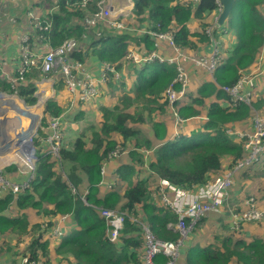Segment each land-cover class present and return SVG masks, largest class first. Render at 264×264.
Instances as JSON below:
<instances>
[{
    "label": "trees",
    "instance_id": "obj_1",
    "mask_svg": "<svg viewBox=\"0 0 264 264\" xmlns=\"http://www.w3.org/2000/svg\"><path fill=\"white\" fill-rule=\"evenodd\" d=\"M134 1L133 14L140 23L131 27L169 31L185 49L197 50L202 44H213L207 27L212 26L210 16L217 8L216 0ZM45 3L47 8L56 4L45 0L41 5ZM57 3L52 13L42 16L44 23L50 22L51 26L37 35L43 34L52 45L71 37L79 39V46L70 57L81 63L86 56L84 48L92 47L102 61L116 69H120L130 44L140 45L148 51L145 55L155 48L150 34L104 24L99 25L100 35L91 34L90 40H86L83 34L88 28L84 19L96 9V1L87 8L71 6L69 0ZM263 3L264 0H235L230 17L222 25L224 30L219 32L216 25L212 26L216 38L233 32L237 41L225 48L226 55H221L214 70L218 85L205 81L195 96L189 91L186 104L179 106L180 115L189 118L190 123L185 122L188 129L178 136L171 138L170 122L162 117L168 105L165 92L176 75V68L156 59L128 72L135 74L129 88L126 79L115 82L113 72L106 70L107 87L111 96L117 98L116 102L101 106L100 121L89 124L71 141H64L62 134L61 160L49 154L39 138H34L36 167L30 186L16 199L12 192L0 196V257L28 256L30 260L50 264V237L57 217L65 214L72 215L76 228L62 237L55 252L72 256L76 264H142L141 228L132 218L142 219L161 239L177 240L179 232L168 226L177 220V215L154 200L157 189L153 182L164 178L182 187L201 185L217 176L226 161L229 168L245 157V139L230 135L227 128L249 119L251 106L244 101L233 105L221 86L235 84L259 57L264 45ZM32 70L16 86L28 105L38 99L35 80L40 77V71ZM7 89L11 90L9 84L0 79V90ZM222 98L230 104L222 105ZM252 104L264 113V91L253 98ZM62 111L63 106L56 99H49L42 125H47V115L59 116ZM117 146L124 149L120 155L128 157L117 169L127 185L114 186L100 196L101 167ZM13 169L15 164L5 167L3 172L7 176ZM240 178L257 180L252 182L264 191V151L257 161L243 169ZM13 203L18 210L7 213ZM100 207L127 214L117 241L109 239L108 224ZM28 209H34L42 220L31 222ZM224 210L230 215L229 206L224 205L219 212ZM233 259L239 264H264V239L246 240L234 232L215 234V241L189 247L183 260L187 264H229ZM158 260L164 261L166 257L162 255Z\"/></svg>",
    "mask_w": 264,
    "mask_h": 264
},
{
    "label": "built area",
    "instance_id": "obj_2",
    "mask_svg": "<svg viewBox=\"0 0 264 264\" xmlns=\"http://www.w3.org/2000/svg\"><path fill=\"white\" fill-rule=\"evenodd\" d=\"M17 1V0H4ZM93 0H71V6L87 8ZM96 1V9L89 12L84 24L90 29H94L97 35H100V24L115 29H127L138 33L150 34L154 39L155 48L147 55L137 57L136 50L133 48L127 49L125 56L134 58L137 62H151L159 60L175 65L176 75L168 85L165 96L168 100V109L171 119L179 128L182 126L184 118L179 113V106L185 104L188 100V92L190 91V74L187 63L192 62L195 66L201 67L209 71L211 74L217 64L220 62L222 48L220 39L216 38L212 32V26L217 24L219 13L223 9L221 0L217 1L216 14L212 22V26L207 27V32L211 35L213 48L210 52L204 54H192L185 48H182L174 40L173 34L169 31H153L146 27H129L124 21L113 13V10L107 5L105 0ZM28 15L31 18L35 31H44L51 26L50 22L43 21L39 13L30 10ZM87 31L83 37L87 36ZM44 41V51L36 52L31 44L30 35L24 34L21 40L20 67L16 75L10 80L15 85L18 81L24 78L32 68H39L44 73H50L59 70L62 73L65 86L71 93H77L81 100H93L99 93L98 84L94 82L90 75L86 74L83 83H77L75 73L81 69L82 63L70 57V54L75 51L79 44L75 37L65 39L58 45H52L43 34H39ZM162 41H166L173 48L174 53L164 55L159 51V46ZM106 70L114 71V67L105 62L101 70V81H107ZM250 82V77L242 76L233 85H223L221 88L230 95V100L233 105L239 101H244L252 108L253 92H246L244 86ZM254 129L252 131H233L227 129L229 133H236L242 139H245L244 148L246 155L243 159L238 160L232 167L226 168L221 175L208 180L206 183L192 187H182L171 183L167 179L159 178L153 182V186L157 189L153 194L159 204L169 208L177 215L175 222H169L168 226L179 232L177 240H165L157 237L151 227L140 218H132L134 222L141 228V236L143 239V249L140 253L142 264H178L181 256L182 247L185 241L190 237L195 230L200 220L211 212H218L224 205L229 206L230 222L232 228L238 230L244 222L260 221L264 218V208L260 205L256 195H249L244 200V208H236L229 205L230 188L234 182V174L239 169L251 165L257 161L264 151V113L261 110H253ZM42 129L46 131L44 137L48 143V153L56 159L61 160V137L62 127L60 116H52L48 120L47 125ZM36 134L31 132L20 137V143L17 145L19 155L23 158L24 164L32 177L36 167V146L34 138ZM122 146H117L109 155L108 159L115 158L123 152ZM106 159V160H108ZM106 160L101 167L102 174L105 173ZM29 180L26 179L21 183L7 179L0 172V192L12 191L17 193L29 186ZM75 191V189H74ZM101 215L106 219L108 224V237L111 241H117L124 227V222L127 214L119 209L100 207ZM65 217V215L63 216ZM61 232V227L58 225L54 234ZM164 255L166 260L159 261L158 258ZM24 264H47L43 260H30L29 257L24 258Z\"/></svg>",
    "mask_w": 264,
    "mask_h": 264
},
{
    "label": "crops",
    "instance_id": "obj_3",
    "mask_svg": "<svg viewBox=\"0 0 264 264\" xmlns=\"http://www.w3.org/2000/svg\"><path fill=\"white\" fill-rule=\"evenodd\" d=\"M45 0H17V1H4L0 0V79L9 84L11 90H0V94H12V98L7 99V95L0 96V170H4L5 167L15 164L16 169H13L9 173L10 178L17 182L21 183L22 181L28 179L31 175L26 168L22 157L19 153L16 152L17 145L20 143V137L24 134L27 135V132L32 131L36 134L35 138H39L41 143L48 147V143L45 141L44 137L46 135V131L42 129V120L45 116V107L49 99H56L61 106H63L62 114H60L61 118V127L63 131V139L64 141H71L73 138L79 135L85 128H88L89 124H96L100 121L102 116V111L100 109L103 105H108L111 103H115L114 99L116 97L111 96V92L107 87V81H101V70L104 62L99 56L93 51L92 47L89 49L84 48L85 58L84 62L81 65V69L76 71L75 77L77 83H83L85 80L86 74L90 75L99 87L98 95L90 101L81 100L77 93H71L65 86V82L62 76V73L59 70H55L50 73H44L39 68L34 67L36 70L40 71V77L35 80L37 90L35 94L37 95V102L32 105H28L23 98L19 96L16 91V86L19 81L14 85L10 80L16 75L18 72L20 65V53H21V40L24 34L30 35L31 44L33 49L36 52L44 51V41L37 35V31H35L31 18L28 15L30 10H34L39 13L42 17L43 15H47V13H52L58 6V0H52L56 3L53 7L47 8L46 3L41 5V3ZM71 1V0H69ZM94 1V0H93ZM107 5L111 7L113 13L117 15L120 20L124 21L128 24L129 27L135 26L140 22L136 19L133 14V9L135 5L134 0H105ZM198 0H195V2ZM262 12L264 13V3L261 7ZM216 10H214L213 14L210 16L211 23L214 20V16L216 14ZM226 24V23H225ZM224 24V25H225ZM215 28H218V31L221 32L224 30L222 25L216 24ZM99 29V28H95ZM122 30V29H120ZM124 30V29H123ZM100 32L102 30L100 29ZM89 34V35H88ZM96 34L94 29H90L87 33L86 40H90V35ZM97 35V34H96ZM220 43L222 48V55H226L225 48L230 46L231 43L237 41V36L235 33L228 32L224 36L220 37ZM133 48L136 50V56L141 57V55H145L148 53L144 48L137 44H130L128 49ZM213 44H202L198 47L197 50H190L186 48V50L192 54H204L208 53L212 50ZM159 51L164 55H171L174 53V50L166 41H162L159 46ZM147 62V63H152ZM146 63V62H144ZM144 63L137 62L134 58H127L126 56L121 59V67L120 69H116L113 71L114 81L119 82L122 79H126L127 88L133 86V81L135 79V74L128 75V72L132 71V68L140 69ZM175 66V65H174ZM188 71L190 74V92L195 96L198 93V89L202 86L205 81L211 80L216 83V79L214 78V73L211 74L204 68L195 66L192 62L187 63ZM31 69V70H32ZM32 70V71H33ZM31 71V72H32ZM30 72V73H31ZM250 77V82H248L245 86V93L253 92L252 98L261 95L264 91V45L261 49L259 57L254 62V64L243 74ZM29 77V74H28ZM131 78L133 80H131ZM53 80L52 83H47L42 85L44 81ZM217 84V83H216ZM218 85V84H217ZM119 93V92H117ZM110 99V103H105L102 100ZM103 102V103H102ZM186 104V103H185ZM222 105H229V101L227 99H221ZM22 106L23 108H21ZM26 108H28L26 110ZM257 108L251 107V116L249 119L240 121L237 125L229 126L227 129H231L233 131H252L254 129L253 122V110ZM259 110V109H257ZM169 114V115H168ZM81 115V116H79ZM165 118L170 122V136L171 138L178 136L181 131H185L188 129L189 125L186 123H190V119H184L182 122L181 128L177 127L174 121L170 117L168 105L165 111ZM53 116V115H52ZM51 115H47V119L49 120ZM161 118V117H160ZM196 118H201V116H197ZM6 120V122H4ZM82 121L84 123L82 124ZM7 123H12L11 127L7 126ZM18 132L14 134V132ZM230 135H235L237 138L242 139L236 133H229ZM43 145V146H44ZM17 153V154H16ZM128 161V157L118 156L115 158H111L106 160L105 173L102 174V179L99 182L100 186V196H102L105 192H107L112 187H120L123 188L127 185L126 182L122 181L120 176L117 174V169L120 164ZM227 168V161L224 163L223 168ZM223 169L220 170L218 175L222 174ZM243 172V171H242ZM241 172V173H242ZM239 174V186L234 187V183L230 188V197L229 201L232 198L236 204H229L235 206L236 208H244V200L249 195H256L258 197L259 203H261L262 208H264V202L260 201L262 197L264 198V191L260 190L256 184L252 181L257 180H248L247 178H240ZM147 175V174H144ZM9 177V176H8ZM237 177V178H238ZM236 178V179H237ZM234 179V180H236ZM31 180H29L30 183ZM235 188V189H234ZM24 190H21L14 194V199L18 197V194ZM11 191L2 192L0 196H4ZM237 199V200H236ZM157 203H159L156 199H154ZM13 210L11 211V209ZM18 207L16 203H13L11 208L7 210V213L17 211ZM28 215L31 222H35L38 220H42L39 214L35 213L34 209H28ZM221 213V212H220ZM210 214L217 213H209ZM219 217H228L226 221H223V229L225 230L222 235L226 233H235V236L242 237L246 240H250L253 237H260L264 239V222H253L248 221L244 222L240 229L236 230L232 228L230 222V215H221L217 214ZM57 217L56 224L61 226L62 231L58 234H54L50 237L51 239V254H55L56 246L62 241V237L67 236L70 232H72L76 228V223L72 218V215L65 214ZM205 217V218H206ZM204 218V219H205ZM263 224L261 226L256 225L257 223ZM219 221L216 222L218 224ZM196 234V233H195ZM193 234V238L195 235ZM219 233H216V235ZM49 235L48 232L45 233L47 237ZM10 243H14V240L7 236ZM192 238V239H193ZM190 237L186 240L188 244L181 251V255L184 257V251L186 248L192 247ZM185 241V242H186ZM215 241V236L206 237L204 242H213ZM202 242V243H204ZM208 244V243H207ZM198 245H201L200 243ZM206 245V244H205ZM204 246V245H201ZM50 254L51 262H53V257ZM12 255H10L11 257ZM19 257V256H18ZM28 256H24L23 258H9L4 255L3 259L0 257L1 264H24V258ZM57 262L61 264H65L64 261L68 262L67 264H76L75 259L72 256L65 254L57 255ZM184 259V258H183ZM179 259L178 264H187L184 260ZM229 264H239L235 259L231 260Z\"/></svg>",
    "mask_w": 264,
    "mask_h": 264
},
{
    "label": "rangeland",
    "instance_id": "obj_4",
    "mask_svg": "<svg viewBox=\"0 0 264 264\" xmlns=\"http://www.w3.org/2000/svg\"><path fill=\"white\" fill-rule=\"evenodd\" d=\"M123 1H125V0H123ZM131 80H133L132 78H131ZM2 95H7L6 97H7V99H10V98H12V94H0V96H2ZM106 99V98H105ZM103 102H105V103H110L111 102V100L110 99H106V100H102ZM113 101H116V99H114ZM102 102V103H103ZM21 107V106H20ZM0 109H2V108H0ZM28 108H26V110H27ZM169 115V114H168ZM163 116H166V115H162V117ZM4 122H6V120L4 121ZM84 123V121H82V124ZM11 124L12 123H7V126L8 127H11ZM32 131H29V132H27V133H31ZM63 132V131H62ZM18 132L16 131V132H14V134H16V135H18L17 134ZM77 137V136H76ZM75 137V138H76ZM74 139V138H73ZM1 145V144H0ZM1 149V148H0ZM16 152L18 153V150L16 149ZM16 153V154H17ZM118 157V156H117ZM226 169V167H224L223 168V170L221 171V172H223L224 170ZM243 171V169H239V170H237L236 171V173L234 174V179H236L238 176H239V174L241 173ZM6 174V173H5ZM10 174H14V173H8V175L10 176ZM7 175V176H8ZM234 182H236V183H234V187L236 188V187H238L239 186V177L236 179V180H234ZM234 188V189H235ZM0 195H1V192H0ZM258 198V197H257ZM237 200V199H236ZM259 201V200H258ZM260 201H263L264 202V199L262 198V199H260ZM229 204H236L234 201H233V199L231 198L230 199V201H229ZM260 205H261V203H260ZM232 205H230V207H231ZM13 210V208L11 209V211ZM213 213H217V214H221V215H225L226 214V212H225V210L224 211H222L221 213L218 211V212H213ZM217 214H210L208 217H204V218H202L201 220H200V222L198 223V225L195 227V230L191 233V235H190V241H191V246H195V245H198L199 243L201 244V245H205V244H207V243H209V242H204L205 240H206V237H209V236H211V237H213V236H215V234L216 233H219V235L220 236H222V233H224L225 232V230L223 229L224 227H223V221H226L227 219H228V217H224V216H222V217H219ZM228 215V214H227ZM217 221H219V223L218 224H216V222ZM260 221H263L264 222V218L262 219V220H260ZM260 221H255V222H260ZM263 222H261V223H257L256 225H258V226H261L262 224H263ZM264 226V225H263ZM196 233V234H195ZM193 234H195V235H197V236H195V238H193L192 236H193ZM193 238V239H192ZM202 242H204V243H202ZM188 244V241H186L185 243H184V245H183V247H182V250H183V248L186 246ZM188 250V248H186V250L184 251V257H185V254H186V251ZM59 253H55V254H51L52 255V257H53V262H50V264H61V263H58L57 262V255H58ZM7 257V256H6ZM182 255L180 256V261L184 258ZM179 262V261H178ZM64 263L65 264H67L68 262H66V261H64Z\"/></svg>",
    "mask_w": 264,
    "mask_h": 264
},
{
    "label": "water",
    "instance_id": "obj_5",
    "mask_svg": "<svg viewBox=\"0 0 264 264\" xmlns=\"http://www.w3.org/2000/svg\"><path fill=\"white\" fill-rule=\"evenodd\" d=\"M221 3L223 4V9L222 11L219 13L218 19H217V23L219 25H224L228 19V17H230V14L232 12V10L234 9V5H235V0H221ZM53 80H49V81H44L42 83V85H45L47 83H52Z\"/></svg>",
    "mask_w": 264,
    "mask_h": 264
},
{
    "label": "bare ground",
    "instance_id": "obj_6",
    "mask_svg": "<svg viewBox=\"0 0 264 264\" xmlns=\"http://www.w3.org/2000/svg\"><path fill=\"white\" fill-rule=\"evenodd\" d=\"M223 5V4H222ZM115 29V28H114ZM77 39V38H76ZM77 40H79V39H77ZM78 44H79V41H78ZM111 72H113V71H111ZM21 108H23L22 106H21ZM62 139V138H61ZM35 145V144H34ZM47 150H48V147H47ZM23 159V158H22ZM35 171V170H34ZM0 172L7 178V179H9V180H11V181H13L11 178H8L5 174H4V172L2 171V170H0ZM33 175H34V173H33ZM33 175H32V177L30 176L28 179H32L33 178ZM29 186H30V183H29ZM28 186V187H29ZM26 189V188H25ZM25 189H23V190H25ZM12 192V191H11ZM2 193V192H1ZM13 193V192H12ZM58 225H56V227H57ZM55 227V228H56ZM61 227V226H60ZM55 228L53 229V233H54V230H55ZM61 231H62V229H61Z\"/></svg>",
    "mask_w": 264,
    "mask_h": 264
}]
</instances>
